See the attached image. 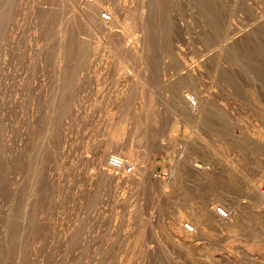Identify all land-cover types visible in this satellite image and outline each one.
<instances>
[{
  "label": "rangeland",
  "instance_id": "rangeland-1",
  "mask_svg": "<svg viewBox=\"0 0 264 264\" xmlns=\"http://www.w3.org/2000/svg\"><path fill=\"white\" fill-rule=\"evenodd\" d=\"M249 183L264 0H0V264H264Z\"/></svg>",
  "mask_w": 264,
  "mask_h": 264
},
{
  "label": "bare ground",
  "instance_id": "bare-ground-1",
  "mask_svg": "<svg viewBox=\"0 0 264 264\" xmlns=\"http://www.w3.org/2000/svg\"><path fill=\"white\" fill-rule=\"evenodd\" d=\"M101 10V9H100ZM98 12H99V8H98V6H96V5H93V7H91V12H90V14H89V19L90 18H93V19H96V16L98 15ZM110 19V18H109ZM101 20L102 21H104L103 19H102V17H101ZM102 21H97V26L98 27H101L102 28V31H103V33H104V35L106 36V37H112V36H114L112 33H110L109 32V29L107 30V29H105L103 26H104V24H103V22ZM109 21V20H108ZM93 22V21H92ZM125 23V22H124ZM124 28V27H123ZM126 31V30H125ZM111 40V39H110ZM119 41V40H118ZM108 43V42H107ZM120 43V42H119ZM128 47V46H127ZM133 47V46H132ZM132 47L131 46H129V50H130V52H132ZM130 52H128V53H130ZM136 55V54H135ZM133 57V56H132ZM60 61V60H59ZM190 98V97H189ZM188 103H189V101H188ZM204 104V103H203ZM176 105L180 108V109H182L184 112L183 113H186L187 115H189V116H191V117H194V118H196L195 116H194V113H193V111H194V109L197 107V102L195 101V99L193 98L192 100L190 99V103H189V107H186V104L183 102V98L182 97H180V98H178L177 100H176ZM200 108V107H199ZM196 113V112H195ZM196 115V114H195ZM198 116V115H197ZM198 119V118H197ZM114 160H116V161H119L120 162V168L119 169H116L115 167H113V166H111L110 164H109V161H108V166H109V168H110V170H114V171H121V173L122 174H124V175H131L132 173H133V171H134V167H133V165H131V164H127V163H125V162H123L122 160H120L119 158L120 157H112ZM126 165H130V166H132V170H131V172H127V167H126ZM108 170V169H107ZM264 185H262V186H260V187H263ZM259 187V188H260ZM259 188H258V186H257V183H249V184H247L246 185V188H245V194H246V196H247V198H248V200L249 201H253L254 202V204H252V209H260V211L259 212H261V214H263L262 216H264V199L262 198V196L260 195V192H259ZM251 199V200H250ZM248 201V202H249ZM215 207V206H214ZM216 208V207H215ZM215 208H212V210H210V214L209 215H211V213H213V217H214V214H215V212H214V209ZM256 211V210H255ZM229 212V211H228ZM254 212V211H253ZM230 214V213H229ZM240 214V213H239ZM238 214V215H239ZM216 215V214H215ZM217 216V215H216ZM240 216V215H239ZM242 217V216H241ZM218 218V217H217ZM229 218H230V216H229ZM257 218V217H256ZM215 219V218H214ZM219 219V218H218ZM221 220V219H220ZM228 220V219H227ZM264 220V219H263ZM226 221V220H225ZM240 221V223H241V220H239ZM213 222V221H212ZM228 222V221H227ZM237 221L235 220V222H233V223H230L229 225H227V223H226V225H223V231L228 235V237H232V236H234L237 232H236V228H237ZM261 226V225H260ZM258 230V229H257ZM194 232H195V229H194ZM193 232V233H194ZM258 233L257 234H259V238H258V241L260 242V243H263L264 242V229H262V228H260L258 231H257Z\"/></svg>",
  "mask_w": 264,
  "mask_h": 264
},
{
  "label": "built area",
  "instance_id": "built-area-1",
  "mask_svg": "<svg viewBox=\"0 0 264 264\" xmlns=\"http://www.w3.org/2000/svg\"><path fill=\"white\" fill-rule=\"evenodd\" d=\"M101 17L104 21L109 20V15L106 13L102 14ZM109 164L111 166L115 167L116 169H119L120 165H121L119 161L114 160L112 157L109 158ZM126 167H127V172H131L132 166L126 165ZM259 192H260V195L262 196V198L264 199V186L259 188ZM214 212L217 215V217L221 220L229 219L230 214H229L228 210L225 207H223L222 205H218L214 209ZM183 229H184V231H186L187 233H190V234H192L194 232V227L192 226V224H190L188 222L183 224Z\"/></svg>",
  "mask_w": 264,
  "mask_h": 264
}]
</instances>
